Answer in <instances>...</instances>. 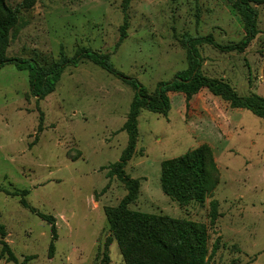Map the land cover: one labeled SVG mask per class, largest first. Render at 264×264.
Segmentation results:
<instances>
[{
  "label": "rangeland",
  "instance_id": "374dc122",
  "mask_svg": "<svg viewBox=\"0 0 264 264\" xmlns=\"http://www.w3.org/2000/svg\"><path fill=\"white\" fill-rule=\"evenodd\" d=\"M24 1L7 3L16 8ZM236 2L36 0L19 9L7 55L50 65L89 48L153 95L187 67L185 36L212 34L223 45L244 37ZM252 6L258 34L244 51L198 49L204 76L228 83L240 97L264 98V5ZM134 94L90 61L67 68L44 99L30 94L28 71L11 64L0 70V264H126L105 209L128 194L109 173L128 146L124 125ZM169 95L166 113L139 114L135 153L125 167L140 180L130 208L205 224L207 264H264V118L208 88ZM200 146L210 150L214 186L204 202L181 205L162 189V163ZM23 200L55 217L56 239ZM4 243L12 255L3 253Z\"/></svg>",
  "mask_w": 264,
  "mask_h": 264
},
{
  "label": "trees",
  "instance_id": "16d2710c",
  "mask_svg": "<svg viewBox=\"0 0 264 264\" xmlns=\"http://www.w3.org/2000/svg\"><path fill=\"white\" fill-rule=\"evenodd\" d=\"M36 0H25L20 7L12 8L7 0H0V70L6 65H14L19 70H26L30 79V94L44 99L52 94L63 73L69 67H76L84 61H90L106 71L122 78L135 90L124 130L128 134V146L120 160L113 165L110 176H117L128 188V194L118 207H107L106 215L111 232L116 236L126 264H207L208 232L203 223L172 218L170 216L150 214L132 210L130 205L137 199L140 180L127 174L125 167L135 153L139 134L138 117L141 110L166 113L171 108V92L192 96L208 88L215 95L228 100L234 108H245L264 118V98L252 95L240 97L231 86L221 80L209 78L202 73V56L198 46L210 44L221 51L241 52L258 34V12L252 4L264 5V0H237L236 7L245 23V35L236 43L220 44L212 34L205 36H185L183 45L187 49L188 65L178 71L169 81L157 85L151 95L146 86L138 79L118 71L105 55L89 48L78 49L73 56L62 54L60 60L50 65H41L32 58H19L7 55L10 45L11 29L19 21V9L31 8ZM210 150L200 146L176 158L162 163L161 186L166 195L181 205L191 201L204 202L211 192L208 166ZM28 190L22 192L23 196ZM24 206L52 225L53 237H57L55 217L41 213L23 200ZM217 202H212V222L218 218ZM3 226L0 225V234ZM50 245V254L54 252V240ZM111 238L108 239L110 243ZM12 255L4 243L3 253ZM107 257V254H106Z\"/></svg>",
  "mask_w": 264,
  "mask_h": 264
}]
</instances>
